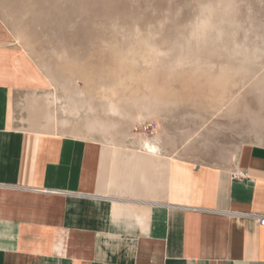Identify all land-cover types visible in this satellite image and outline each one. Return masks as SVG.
<instances>
[{
	"label": "rangeland",
	"instance_id": "1",
	"mask_svg": "<svg viewBox=\"0 0 264 264\" xmlns=\"http://www.w3.org/2000/svg\"><path fill=\"white\" fill-rule=\"evenodd\" d=\"M0 20L45 81L22 83L21 121L204 164L264 145V0H0Z\"/></svg>",
	"mask_w": 264,
	"mask_h": 264
},
{
	"label": "crops",
	"instance_id": "2",
	"mask_svg": "<svg viewBox=\"0 0 264 264\" xmlns=\"http://www.w3.org/2000/svg\"><path fill=\"white\" fill-rule=\"evenodd\" d=\"M7 40L0 20V264H264V145L204 164L21 121L22 83L45 81Z\"/></svg>",
	"mask_w": 264,
	"mask_h": 264
},
{
	"label": "built area",
	"instance_id": "3",
	"mask_svg": "<svg viewBox=\"0 0 264 264\" xmlns=\"http://www.w3.org/2000/svg\"><path fill=\"white\" fill-rule=\"evenodd\" d=\"M233 176L236 178H246V173H233ZM252 216L256 217L261 225H264V214H253ZM261 264V263H260Z\"/></svg>",
	"mask_w": 264,
	"mask_h": 264
},
{
	"label": "bare ground",
	"instance_id": "4",
	"mask_svg": "<svg viewBox=\"0 0 264 264\" xmlns=\"http://www.w3.org/2000/svg\"><path fill=\"white\" fill-rule=\"evenodd\" d=\"M152 149L156 150V147L154 146V147H152Z\"/></svg>",
	"mask_w": 264,
	"mask_h": 264
}]
</instances>
